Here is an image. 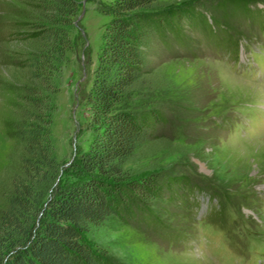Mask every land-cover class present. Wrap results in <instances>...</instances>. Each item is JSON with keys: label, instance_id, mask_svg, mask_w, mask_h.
<instances>
[{"label": "rangeland", "instance_id": "1", "mask_svg": "<svg viewBox=\"0 0 264 264\" xmlns=\"http://www.w3.org/2000/svg\"><path fill=\"white\" fill-rule=\"evenodd\" d=\"M77 2L51 124L58 179L92 138L85 97L111 19L98 6L112 0ZM34 5L0 0V175L19 146L14 111L36 44L27 36ZM154 7L182 13L176 30L149 42L145 100L163 108L164 121L126 168L134 177L156 173L163 188L146 211L112 216L88 238L110 264L264 262V0H157ZM213 244L218 250L210 251Z\"/></svg>", "mask_w": 264, "mask_h": 264}, {"label": "trees", "instance_id": "2", "mask_svg": "<svg viewBox=\"0 0 264 264\" xmlns=\"http://www.w3.org/2000/svg\"><path fill=\"white\" fill-rule=\"evenodd\" d=\"M33 1L27 36L36 44L14 111L19 146L0 175V264H110L88 232L112 216L128 220L146 211L163 188L156 173L134 177L126 165L164 121L163 108L145 100L151 89V35L176 30L182 13L154 9L157 0L98 6L111 19L85 97L92 138L58 179L61 162L51 130L56 78L71 46L69 27L78 2Z\"/></svg>", "mask_w": 264, "mask_h": 264}]
</instances>
